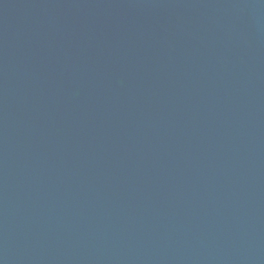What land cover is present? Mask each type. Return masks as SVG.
Wrapping results in <instances>:
<instances>
[{
	"label": "water",
	"instance_id": "1",
	"mask_svg": "<svg viewBox=\"0 0 264 264\" xmlns=\"http://www.w3.org/2000/svg\"><path fill=\"white\" fill-rule=\"evenodd\" d=\"M0 264H264V0H0Z\"/></svg>",
	"mask_w": 264,
	"mask_h": 264
}]
</instances>
